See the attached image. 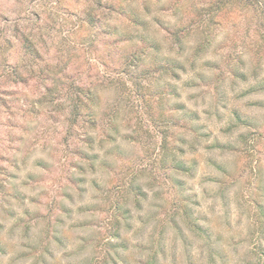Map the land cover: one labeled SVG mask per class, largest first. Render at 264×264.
<instances>
[{
    "label": "rangeland",
    "instance_id": "374dc122",
    "mask_svg": "<svg viewBox=\"0 0 264 264\" xmlns=\"http://www.w3.org/2000/svg\"><path fill=\"white\" fill-rule=\"evenodd\" d=\"M24 3L12 13L14 0H0V39L44 25L38 55L29 59L16 42L3 54L26 53L36 68L77 69L46 93L52 103L65 100L72 82L92 80L90 41L113 38L118 25L135 35L128 19L142 7L140 0ZM87 7L97 10L94 24L82 15ZM220 16L213 49L198 52V37H187L178 78L161 80L148 64L120 76L151 83L138 91L145 103L126 84L136 108L121 134L135 132L132 142L95 133L92 149L75 147L79 131L66 133L62 115L33 104L52 108L43 86L53 79L32 67L10 77L11 90L30 104L1 98L9 103L0 105V264H264V0H234ZM14 62L0 65V79ZM113 95L105 92L104 106ZM132 171L140 190L120 197L114 229L110 188H122Z\"/></svg>",
    "mask_w": 264,
    "mask_h": 264
},
{
    "label": "trees",
    "instance_id": "16d2710c",
    "mask_svg": "<svg viewBox=\"0 0 264 264\" xmlns=\"http://www.w3.org/2000/svg\"><path fill=\"white\" fill-rule=\"evenodd\" d=\"M142 7L141 10L137 8L135 11L131 10V19L129 24L136 27L134 31L135 35H130L128 28L119 30L120 26H116L113 38L90 41V55L93 56L94 63L87 64V68L90 70L89 78L92 75V80L79 83H71L67 85V97L64 101L52 103L46 93L55 94L62 87L61 81L68 79L71 71H77V69L67 66V62L61 67L52 68L50 66L39 67L34 66L31 60H28L26 53L17 54L15 57L5 56L4 47L12 45L14 42L18 46H22L26 49L29 55V59L33 61L38 55L40 50L39 44L42 43L43 28L41 25L35 34H27V26L20 34H14L10 39L3 41L0 39V65L8 64L9 60L15 61L12 71L8 74L5 73L0 79V105L6 107L8 101L1 99L7 97H17L15 99L20 102V93H17L9 86L10 77H20L23 72L32 67L37 69L38 75L44 78L50 77L52 85L43 86L46 91L43 96L47 103H52V108L44 106V100H37L34 105H40L43 109H48L52 113L62 115L63 119L59 122V125L66 133H71L74 130L79 131V139L75 140V147H79L78 143L81 142L89 149H92L97 142L95 133L100 134L103 139L100 141L112 140L115 142L117 138L132 142L134 140L135 132H132L130 136H122L121 126L126 121L130 123L131 119L129 112L134 108L129 106L131 99L125 92L126 84H130L132 93L137 91V100L139 98L145 101L147 97L138 95V91L142 89L149 90L151 83H143L141 77L134 76L133 74L128 76V79L120 77L123 74L136 73V70L141 69L142 65H149L150 69H153L155 73L160 74L161 80H174L178 78L176 71H182L185 67V60L183 59V52L187 45V37L193 33L198 37L196 44V51L206 52L213 49V42L216 38L217 30L216 25L219 23L220 11L222 9H229L234 0H140ZM252 0H242L246 3ZM25 0H14L16 4L12 13H16L19 9L24 7ZM146 7V8H145ZM153 8V12H152ZM82 15L86 18V23L94 24L95 17L98 15L95 8L87 7L83 10ZM35 21L38 23L40 19L39 14H34ZM160 17H166L168 20L162 22ZM163 19V18H162ZM37 20V21H36ZM32 21V20H30ZM19 31V30H18ZM38 37V38H36ZM2 38V37H1ZM3 39V38H2ZM111 40H113L111 42ZM117 44V46H115ZM105 47V50H104ZM114 49L116 51H114ZM68 61V60H67ZM229 59L226 60V65H229ZM31 65V66H30ZM75 65V64H73ZM82 66V64H81ZM98 67L110 68L114 67L120 75L118 76H97L96 69ZM127 72V73H126ZM131 81V82H130ZM41 87V86H36ZM64 87V86H63ZM107 90H113L112 98L106 102L105 106L103 98ZM139 96V97H138ZM22 107L29 108V102L21 101ZM17 103V102H14ZM145 103V102H144ZM147 111V110H146ZM135 112V111H134ZM55 122V121H53ZM123 127V126H122ZM137 133V132H136ZM83 137V138H82ZM113 137V138H112ZM82 144V145H83ZM70 145L69 143L68 150ZM83 157V156H82ZM81 157V158H82ZM74 167V166H73ZM137 176L132 171L129 176L123 177V186L121 185L116 189L110 188V192L116 191L111 204L113 207V216L111 218V226L114 229H118L120 225L118 213L120 212V197L127 193H135L140 188L136 184ZM115 192V193H116ZM117 230L111 232L110 237L113 239L116 236Z\"/></svg>",
    "mask_w": 264,
    "mask_h": 264
}]
</instances>
